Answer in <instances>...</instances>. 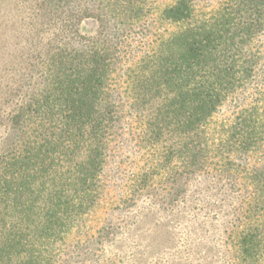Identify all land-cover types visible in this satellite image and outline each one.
Listing matches in <instances>:
<instances>
[{
  "label": "rangeland",
  "instance_id": "obj_1",
  "mask_svg": "<svg viewBox=\"0 0 264 264\" xmlns=\"http://www.w3.org/2000/svg\"><path fill=\"white\" fill-rule=\"evenodd\" d=\"M176 2L145 0L139 14L118 16L104 0H0V151L12 131L9 101L37 80L51 43H94L114 60L118 114L101 197L66 238L56 264H264V32L254 40L253 76L198 135L165 129L155 137L149 122L159 100L138 77L180 30L163 18ZM226 4L194 0L196 19ZM76 16L86 39L74 30ZM184 145L191 154L177 152ZM249 233L263 245L247 259Z\"/></svg>",
  "mask_w": 264,
  "mask_h": 264
},
{
  "label": "trees",
  "instance_id": "obj_2",
  "mask_svg": "<svg viewBox=\"0 0 264 264\" xmlns=\"http://www.w3.org/2000/svg\"><path fill=\"white\" fill-rule=\"evenodd\" d=\"M104 1L126 16L139 14L145 0ZM163 18L181 27L140 66L139 82L159 100L150 130L159 138L165 129L198 135L258 67L254 40L264 32V0H228L202 20L194 0H177ZM81 21L76 16L74 30L86 39ZM49 47L37 80L9 101L12 131L0 151V264H56L66 238L102 193L118 114L112 53L94 43ZM177 152L192 153L189 145ZM259 236L244 239L247 259L262 247Z\"/></svg>",
  "mask_w": 264,
  "mask_h": 264
}]
</instances>
